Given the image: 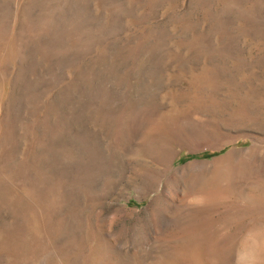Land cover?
I'll use <instances>...</instances> for the list:
<instances>
[{
    "label": "rangeland",
    "instance_id": "obj_1",
    "mask_svg": "<svg viewBox=\"0 0 264 264\" xmlns=\"http://www.w3.org/2000/svg\"><path fill=\"white\" fill-rule=\"evenodd\" d=\"M0 264H264V0H0Z\"/></svg>",
    "mask_w": 264,
    "mask_h": 264
},
{
    "label": "trees",
    "instance_id": "obj_2",
    "mask_svg": "<svg viewBox=\"0 0 264 264\" xmlns=\"http://www.w3.org/2000/svg\"><path fill=\"white\" fill-rule=\"evenodd\" d=\"M209 156H210V155H209ZM209 156L206 155V157H209Z\"/></svg>",
    "mask_w": 264,
    "mask_h": 264
}]
</instances>
